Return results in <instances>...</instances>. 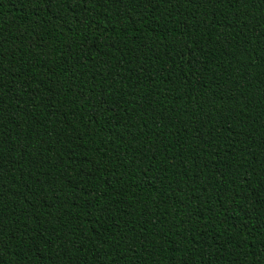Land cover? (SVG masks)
Returning <instances> with one entry per match:
<instances>
[{
    "label": "trees",
    "instance_id": "1",
    "mask_svg": "<svg viewBox=\"0 0 264 264\" xmlns=\"http://www.w3.org/2000/svg\"><path fill=\"white\" fill-rule=\"evenodd\" d=\"M0 264H264V0H0Z\"/></svg>",
    "mask_w": 264,
    "mask_h": 264
}]
</instances>
